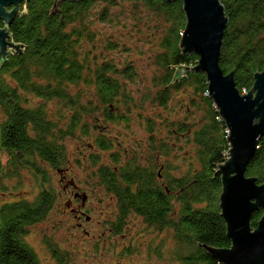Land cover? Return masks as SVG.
Instances as JSON below:
<instances>
[{"label":"trees","instance_id":"1","mask_svg":"<svg viewBox=\"0 0 264 264\" xmlns=\"http://www.w3.org/2000/svg\"><path fill=\"white\" fill-rule=\"evenodd\" d=\"M219 1L228 19L219 66L225 75L234 72L236 87L245 95L254 74L264 72V0ZM13 15L9 24L0 22L15 48L0 63V180L20 183L15 175L28 172L35 193L31 200L18 197L0 203V264H40L25 237L30 226L55 213L50 174L60 176L61 188L65 141L77 134L109 151L111 164L95 171L94 187L103 185L150 211L158 203L151 202V194L163 188L162 177L168 179L161 196L170 195V264H218L207 249L231 247L220 216L222 185L217 174L230 147L227 128L208 97L206 77L195 70L198 58L184 55L181 48L186 25L182 2L24 0ZM97 26L110 32L103 35ZM122 30L139 40L137 47L151 42L143 69L126 58L134 46L115 40L114 33ZM117 50L125 53L105 58ZM74 86L78 88L72 93ZM179 93L184 97L174 100ZM47 102L57 104L52 118ZM130 123L146 135L139 156L130 155L132 150L120 154L101 132ZM182 148L184 156L178 154ZM90 161L98 163L99 156L92 155ZM246 176L264 184V137ZM66 182L70 186V180ZM158 204L162 209L163 202ZM263 214H252V228ZM50 253L55 263H66L64 251Z\"/></svg>","mask_w":264,"mask_h":264},{"label":"water","instance_id":"2","mask_svg":"<svg viewBox=\"0 0 264 264\" xmlns=\"http://www.w3.org/2000/svg\"><path fill=\"white\" fill-rule=\"evenodd\" d=\"M24 0H0V22L9 24L15 8ZM78 2L81 0H70ZM168 3L178 0H166ZM186 25L181 38L184 55L198 58L196 72L206 77L208 97L228 130V160L221 166V218L226 225L229 249H207L218 264H264V214L256 228L252 214L264 211V184L247 178L246 169L264 137V72L253 76L250 91L241 95L234 72L226 74L219 61L228 19L219 0H180ZM0 28V63L12 48ZM15 49V48H14Z\"/></svg>","mask_w":264,"mask_h":264},{"label":"rangeland","instance_id":"3","mask_svg":"<svg viewBox=\"0 0 264 264\" xmlns=\"http://www.w3.org/2000/svg\"><path fill=\"white\" fill-rule=\"evenodd\" d=\"M98 29H101L102 34L106 35L110 32V30L106 27L97 26ZM152 33L151 31L149 34ZM128 34L124 30L118 31L114 33V38L116 41L128 45L134 46V50L132 53H129L126 58L132 60L136 67H140V70L143 69V66L146 63L145 59L150 51L152 52V44L149 42L142 41V44L137 47L139 44V40H135L133 37H126ZM120 39V40H119ZM146 45V46H143ZM150 46V47H148ZM136 47V49H135ZM129 49V48H128ZM139 50H146V53L140 54ZM150 50V51H149ZM123 51L117 50L113 51L110 54L105 56L106 57H116L122 55ZM104 60V56L101 58ZM78 87H81L83 91H85L86 86L83 83H80ZM78 87L74 86L71 88V92L74 93L75 89ZM184 94L179 93L178 95H174V100L177 98H183ZM89 98V97H88ZM87 99V98H86ZM86 99H83L84 101ZM34 104L38 101L32 99ZM83 102V101H82ZM46 111L49 117H54L56 112L58 111L57 104L55 102H47L46 103ZM169 112H162L163 116H165ZM173 113V112H171ZM146 118V114L142 115ZM173 116H169L171 118ZM1 119V115H0ZM83 121L86 120L84 117ZM136 121V116L134 115V119ZM108 129V130H106ZM104 134L114 142V148L118 150L120 154L123 152L127 153L130 152L132 156H139L140 150H144L145 144V133L142 129H139L135 124L130 123L127 126L115 125L109 128H104L101 130ZM170 141V139H169ZM65 149L67 153V161L62 171L61 177H65L66 180H70V186H78V187H85L86 182L91 184L90 188H92L93 184L96 180L94 174L95 171L99 168L102 164H111L109 160V151H102L97 146H95L90 138H85L81 134H77L74 138L69 137L65 141ZM184 150L186 148H182L178 154L184 156ZM92 155L99 156L98 163H92L90 161V157ZM17 173L15 177H20V183H17V180L10 179V180H3L1 177L0 180V203L4 201H14L18 197L26 198L27 200H31V197L35 193V189L33 187V182L31 179V175L28 172H23L22 175ZM51 183L54 188L59 187L58 179L60 176L56 175V173H51ZM10 175H8L9 177ZM13 178V177H11ZM3 183V184H2ZM14 186V187H13ZM17 186H21L19 189L20 192H11ZM103 199L104 196H96L95 199ZM94 205L97 208V212L100 213V210L104 207L105 204L98 203L94 201ZM55 213L50 212L42 222L36 223V225L30 226L29 231L25 237L26 242L29 244L30 247L34 250L37 255V258L40 264H116L117 262L121 264H140L143 255L132 253L130 255L124 256L120 259L119 256H115L114 254L118 252L119 249H122L124 243H128V236L126 239L121 240L119 236L110 237L108 242H113L117 240L123 241V243H119L117 247L114 249L104 250V247L107 244L104 243L105 246H99V249L93 251L90 255H86L82 252L81 247L76 246L71 236H68L67 230L64 227L63 219L54 216ZM106 219V218H105ZM104 226H98V230L93 234L98 235L100 230H104ZM73 241V242H72ZM136 240L133 241V244ZM103 244V243H102ZM127 245V244H126ZM70 247V249H69ZM58 250L61 252H65L66 254V263H55L54 259L51 256L50 250ZM100 250V251H99ZM95 252V253H94ZM149 260H152L149 258Z\"/></svg>","mask_w":264,"mask_h":264},{"label":"flooded vegetation","instance_id":"4","mask_svg":"<svg viewBox=\"0 0 264 264\" xmlns=\"http://www.w3.org/2000/svg\"><path fill=\"white\" fill-rule=\"evenodd\" d=\"M65 179V177L60 179L62 184ZM162 180L163 188H156L158 194L156 196L151 194L149 199L151 202L162 201L164 206L160 209V204L156 203L157 209L150 211L145 210L142 202L136 200L132 202L127 196L117 197L103 185L94 187L92 183L93 187L90 188L88 186L91 184L88 182L85 187L63 184L61 188L53 190L54 216L63 219L68 236H71L70 239L76 246L81 247L86 255L98 250L100 245L105 246L104 243L107 244L104 250L114 249L119 243H123L118 237L116 241L108 242L110 237L119 236L124 240L128 236L130 241L124 243L123 248L119 249L115 256L122 259L132 253H141L143 258L140 264H170L172 238L170 195L167 192L161 196V191L165 190L168 183V179L165 181L162 177ZM157 182L160 185L159 175ZM122 190L133 191L135 188ZM96 196H104V198L95 199ZM94 201L105 204L100 213L97 212ZM100 225L105 227L104 230H100L98 235L93 234ZM134 240L136 244H133ZM55 253L58 251L55 250ZM177 263L181 264L180 260Z\"/></svg>","mask_w":264,"mask_h":264},{"label":"built area","instance_id":"5","mask_svg":"<svg viewBox=\"0 0 264 264\" xmlns=\"http://www.w3.org/2000/svg\"><path fill=\"white\" fill-rule=\"evenodd\" d=\"M227 134H228V130H227Z\"/></svg>","mask_w":264,"mask_h":264}]
</instances>
